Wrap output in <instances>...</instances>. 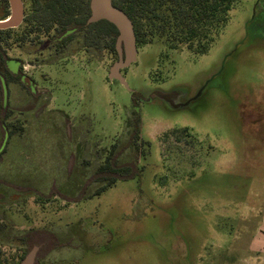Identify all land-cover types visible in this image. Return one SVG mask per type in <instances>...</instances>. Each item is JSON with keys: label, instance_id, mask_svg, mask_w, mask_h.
<instances>
[{"label": "rangeland", "instance_id": "obj_1", "mask_svg": "<svg viewBox=\"0 0 264 264\" xmlns=\"http://www.w3.org/2000/svg\"><path fill=\"white\" fill-rule=\"evenodd\" d=\"M26 29L1 44L0 264L28 251L11 236L29 229L37 264H264V0H239L204 54L147 36L129 90L109 79L108 39ZM114 145L139 173L95 195Z\"/></svg>", "mask_w": 264, "mask_h": 264}, {"label": "trees", "instance_id": "obj_2", "mask_svg": "<svg viewBox=\"0 0 264 264\" xmlns=\"http://www.w3.org/2000/svg\"><path fill=\"white\" fill-rule=\"evenodd\" d=\"M238 1L113 0V4L123 10L133 21L137 46L152 42L154 37L164 38L168 35L169 41L190 44V49L197 43L196 48L192 50V53L197 55L208 51L214 40L206 42L203 37L212 32L213 27L215 28L213 36L220 33L228 22L230 11ZM0 4V20H5L10 16V5L8 0H1ZM30 5V13L22 23L27 28V34L22 37V41L32 35L37 36L33 38L36 40L42 33L50 34L52 30H56L60 33V37L71 33L70 36L61 40L66 44L71 40L72 34L83 31L88 44L93 46L108 39L109 49L118 55L116 41L119 31L117 28L106 20L94 24L87 23L91 15L90 0H30ZM13 30H0V76H5L6 73L13 76L6 64L9 58L1 45L5 41L3 36L12 33ZM147 36H151L149 42L146 39ZM2 90L3 83L0 78V91ZM2 109L6 110L4 105ZM3 128L6 130L5 126ZM140 128L141 119L135 112L134 130L128 146L138 140ZM184 131L187 132V128ZM139 145L142 144L139 143ZM118 149L119 147L114 145L106 157V162L98 169L96 178L103 182V185L95 195L102 194L119 180L133 179L138 175L139 171L135 163H118Z\"/></svg>", "mask_w": 264, "mask_h": 264}, {"label": "water", "instance_id": "obj_3", "mask_svg": "<svg viewBox=\"0 0 264 264\" xmlns=\"http://www.w3.org/2000/svg\"><path fill=\"white\" fill-rule=\"evenodd\" d=\"M10 5V16L0 20V30L16 29L24 21L25 7L23 0H8ZM91 15L88 24H94L106 20L113 24L119 31L116 41L118 61L110 68L109 79L118 81L129 90L128 83L122 71L129 68L137 61L138 47L134 24L130 17L113 4V0H90ZM155 96L173 104L174 95L156 92ZM38 248H33L21 262V264H34Z\"/></svg>", "mask_w": 264, "mask_h": 264}, {"label": "flooded vegetation", "instance_id": "obj_4", "mask_svg": "<svg viewBox=\"0 0 264 264\" xmlns=\"http://www.w3.org/2000/svg\"><path fill=\"white\" fill-rule=\"evenodd\" d=\"M24 3V2H23ZM70 34L71 33H69V34H65V35H63V36H61V37H59L58 38V41H60V40H62V38H66V37H68V36H70ZM73 35V34H72ZM57 39V38H56ZM10 71V70H9ZM11 72V71H10ZM12 73V72H11ZM13 74V73H12ZM14 75V74H13ZM15 75H17V74H15ZM5 86L3 85V88H4ZM5 91V90H4ZM7 135H8V137H10L9 136V133H8V131L7 130H5V137H4V140H3V142L1 143V145H0V154L2 153V152H4L5 151V148L7 147L6 146V142H5V138L7 137ZM9 139V138H8ZM10 227L9 225H5V229H9L8 227ZM11 228V227H10ZM2 229H4V227H0V230H2ZM13 232V236H11V238H12V240L13 241H16V242H14V243H16L15 244V246L17 247V248H22V249H28V251L25 253V255H24V253L21 255L22 257H20L19 258V260H18V262L16 263V264H21V262L24 260V258L26 257V255L33 249V248H35V247H37L38 248V251H37V254H36V258H35V262H34V264H37V259H38V255H39V252H40V249H41V245H40V241L38 242V240H39V238L41 237V234H40V232L38 231V230H24V231H12ZM18 240V241H17ZM34 241H37L38 242V244H37V242H35V244H33V242Z\"/></svg>", "mask_w": 264, "mask_h": 264}]
</instances>
